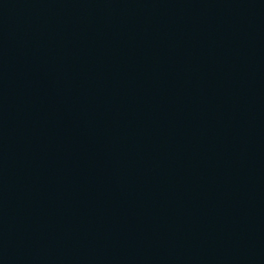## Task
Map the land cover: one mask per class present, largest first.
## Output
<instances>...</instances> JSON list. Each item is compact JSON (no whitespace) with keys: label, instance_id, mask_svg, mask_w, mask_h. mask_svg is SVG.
Listing matches in <instances>:
<instances>
[{"label":"water","instance_id":"obj_1","mask_svg":"<svg viewBox=\"0 0 264 264\" xmlns=\"http://www.w3.org/2000/svg\"><path fill=\"white\" fill-rule=\"evenodd\" d=\"M0 264H264V0H0Z\"/></svg>","mask_w":264,"mask_h":264}]
</instances>
